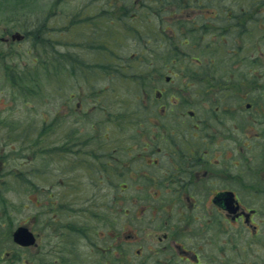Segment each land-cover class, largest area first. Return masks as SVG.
Segmentation results:
<instances>
[{"label": "flooded vegetation", "instance_id": "1", "mask_svg": "<svg viewBox=\"0 0 264 264\" xmlns=\"http://www.w3.org/2000/svg\"><path fill=\"white\" fill-rule=\"evenodd\" d=\"M198 1L181 6L178 12L143 13L152 18L143 23L161 26L162 35L173 27L187 36L189 41L181 44L185 50L208 53L209 59L183 60L184 65L192 64L194 72L204 66L212 70L202 76H180L177 107L147 103L141 109L108 113L105 120L112 127L111 139L99 140L100 135L65 128L62 146L53 147L49 154L64 160L63 175L96 180L99 188L114 196L115 203L119 196L130 197L132 209L125 210L121 229L117 231L115 219L104 234L115 239L111 249L119 246V239H125L120 242L127 249L146 239H159L167 241L161 249L163 264H180L172 262L175 255L181 263L264 264V72L260 71L264 0ZM67 25H71L70 18ZM132 31L139 32L134 25ZM14 32L1 40L16 42ZM194 33L200 34V40ZM219 66L226 69V75L216 72ZM198 81L218 94L211 107L189 106L202 94L194 95ZM162 94L156 92L157 99ZM68 96L63 104L67 121L69 115L74 116L73 94ZM75 105L80 113L82 103ZM32 133L35 143L36 125ZM31 147L37 157L38 145ZM1 221L0 239L14 242V233L22 225L7 235ZM31 231L35 236L31 247L40 255L42 239Z\"/></svg>", "mask_w": 264, "mask_h": 264}, {"label": "rangeland", "instance_id": "2", "mask_svg": "<svg viewBox=\"0 0 264 264\" xmlns=\"http://www.w3.org/2000/svg\"><path fill=\"white\" fill-rule=\"evenodd\" d=\"M93 1L67 0L60 5V8H57L65 14L68 11L75 12L80 6L82 9L83 6L88 5V12H93L92 15L98 17L102 10L99 11L100 5L95 2L96 0L91 4ZM54 2L55 0H0V55H7L8 61L5 64L0 62V158L3 160L0 159V219L3 221L1 229L7 231L8 235L17 226L26 225L35 231L39 239H42L41 244L44 248V252L37 255L31 246L20 248L13 242V239H0V264H65L63 262L66 258L63 257L66 256L72 260L71 264H117L113 260L121 257L118 253L123 242L120 241L125 239H119L122 245L110 253L109 247L115 239L104 234L109 230L111 223L114 225L115 219L118 220L117 231L121 229V223H125V210L132 209L130 197L119 196L115 203L114 196L107 195L105 188H99L96 180L70 179L69 175H63L64 160L59 157L58 159L52 158L50 154L47 156L46 151L49 152L53 147L56 149L62 146L66 134L65 128L69 130L74 127L77 133L80 128L79 131L86 133L87 136L100 135L99 140L105 137L111 139L112 127L105 119L108 113L112 115L121 108L141 109L146 107L147 103L152 107L161 105L169 108L177 107L175 97L179 78L181 75L193 73H190L192 68L189 67L192 64L184 65L183 60L191 61L197 56L202 60L209 59V57L205 51H188L181 47L188 37L178 34L177 30L172 27V32L167 31L169 35L163 38L166 39V44L162 48L148 47L146 55L140 57L146 66H140L133 60L135 59L133 55H140L141 52L139 49L141 47L138 46L134 37L127 39L128 41L123 45L116 46L115 50L120 56L117 59H121L118 64L121 65L129 59L133 67L127 69V74H137L139 77H144L142 80L132 81V78L119 80L115 76L102 73V76H98L95 80L91 79L88 84L85 80L80 81L70 75L62 92L50 93L51 89L48 90L47 85V88H44L45 92L38 95V99L34 101L30 99L27 103L20 92L11 89L10 81L5 74V66L6 63L7 66L17 65L16 69L20 71L24 66L32 65L36 60V50L28 39L4 42L1 38L9 37L13 31L20 30L15 29L18 19L25 18V23L33 26L47 15H51L56 10L53 6ZM172 3L169 7L176 6L174 2ZM101 7L103 8L102 4ZM171 11L177 10L172 9ZM88 12L86 15L91 14ZM62 14L56 17L58 23L61 22L62 18L59 17H62ZM104 20L106 21V18ZM97 24L100 26V21ZM129 24L145 32L141 39L145 42L147 30H142L139 23L129 22ZM13 26L14 29L11 28ZM114 27L116 28L117 25ZM113 29L110 27L106 35H111ZM119 33L122 31L119 30ZM261 42L264 45L263 38ZM181 60L182 63H180ZM150 63L154 66L153 75L151 74L152 78H147V73L145 76L142 74L148 72L149 69L145 67ZM115 66L118 67L117 64ZM198 69L201 71L192 75L202 76L212 70L205 66L198 67ZM108 70L110 74H118L114 66L108 67ZM260 71L264 72V64ZM62 72L55 70L52 76H60ZM216 72L219 75L227 73L226 69L221 66L216 68ZM50 76L51 73L48 70L46 75L42 74L41 80L47 83ZM166 77H170L171 80L167 81ZM49 81H52V78ZM81 85L84 89L80 87ZM208 87L207 83L196 82L194 95L202 94L201 96L199 94L195 103L189 106L211 107V102L218 99V94ZM102 91L108 94H101V97L89 94ZM156 91L163 93L161 98L157 99ZM80 92L84 93L80 94ZM69 93L73 94L70 102H72L74 116L69 115L70 120L67 121L68 114L64 115L66 108L64 109L63 104L69 97ZM78 101L82 103L80 113L78 106H74ZM84 114H86L85 120L81 119ZM157 115L159 113L154 116ZM27 121L28 123L32 121L33 126H37L38 134L43 130L44 125L55 123L52 127L55 132L48 133V135L45 132L46 137L38 138V143L37 140L35 141L34 148L38 145L37 157H34L30 144H26L29 148L22 147L21 144V133ZM11 128L15 130L12 133ZM154 128L155 126L152 129ZM15 132L18 137L12 136ZM2 188L5 190L3 191ZM72 226H80L87 230L86 238L73 231ZM166 242L162 243L159 239H146L128 249L123 246L128 255L127 258L122 259L124 262L120 264H163L164 255L161 249ZM138 249L141 250L139 254H137ZM81 260L83 262H79ZM176 261L180 264H191L190 261L181 263L175 255L172 262Z\"/></svg>", "mask_w": 264, "mask_h": 264}, {"label": "trees", "instance_id": "3", "mask_svg": "<svg viewBox=\"0 0 264 264\" xmlns=\"http://www.w3.org/2000/svg\"><path fill=\"white\" fill-rule=\"evenodd\" d=\"M66 1L67 0H55L53 6L56 10L53 11L51 15H47L42 21L36 22L33 26L25 23V18L16 21L15 29H20L19 31H22L25 34L26 39L32 42L31 46L36 50V60L32 65L24 66L20 71L19 69H16L17 65L7 66L6 63L7 67L5 66V74L10 81L11 89L20 92L22 98L26 99L27 103H29L30 99H32V101L38 99V95L41 92H45L44 88H47V85L48 90L51 89L50 93H55L57 91L62 92L65 88L66 80H68V77H71L70 75H73V78L80 81L85 80L88 84L91 79L95 80L98 76H102V73L107 76H115L119 80H127L131 78L132 81L142 80L144 77H139L137 74H127V69L133 67L132 62H129V59L121 65L118 64V61L121 59H117L120 58V56L115 50L117 48L116 46L123 45L124 42L128 41L127 39L134 37L138 46L141 47L139 48L141 52L140 55L134 54L133 58L135 59L133 60L138 62V65L144 66L145 62H142L140 57L146 55L148 47L154 46L155 48H162V46L166 44L162 40L169 34L167 32L166 35H162L161 26L157 27L155 25L144 24L143 22L146 23L152 18H149L143 13L158 12L162 10L172 12V9L180 10L181 6L190 4L196 5L199 2L198 0H94L100 5L99 11L102 10L97 17L92 15L94 14L93 12H90L91 14L88 12V5L83 6L82 9L81 6L78 7L75 12L71 13V11H68L67 13L62 14V11H59L57 7L60 8V5H63ZM94 1L91 2V4H93ZM101 1H103V3H101ZM172 2L175 3V7H169L170 4H173ZM201 2L206 4L205 0ZM101 4L103 5V8L101 7ZM86 12L90 15H86ZM70 13L71 15H69ZM60 14H62V17L59 18L62 19L61 22L58 23L56 17L61 16ZM68 18H70L71 21L70 26L67 25ZM104 18H106V21ZM53 20L55 21L53 22ZM98 21H100V26L97 24ZM129 22L139 23L142 26V30H147V40L145 42H142L141 40L143 39L142 36L145 35V32H142L140 29L139 32L132 31L133 24L130 25ZM17 23L20 24L17 25ZM83 23L87 24V28ZM114 25H117V27L115 28ZM110 27L114 28L113 33L111 35H106ZM11 28L14 29V26ZM118 29L121 30L122 33H119ZM192 37L194 40L193 35ZM152 39H161L162 42L152 43ZM196 39L200 40V34L196 35ZM186 41H189V38L183 42ZM72 51L76 53H73ZM0 60L3 64L8 62L7 55L1 54ZM116 64L118 67L115 66ZM152 65L153 64L150 63L145 67V69L149 70L142 74V76H145L147 73V78H152L154 68ZM110 66L117 68L118 74H110L108 70V67ZM48 70H50L51 76L46 83L41 80V77L42 74L46 75ZM55 70L63 71L61 73L63 76H61V74L60 76H52ZM191 72H193L192 74L196 73L193 70H190V73ZM51 78L52 81H49ZM102 93L104 92L102 91ZM25 124L26 127L20 137L22 147H25L26 144H30V146L34 144L32 133L33 122L30 121V123H28L27 121ZM42 128L43 130L38 134V138L40 139L46 137L48 133L55 132L52 130V123H48ZM13 130L14 129H12L11 133ZM45 132L47 135H45ZM12 136L16 137V132L14 135L12 134ZM12 136L10 137L12 138ZM46 152L47 156H49V152ZM79 227L80 226H72V230L86 238L87 230L84 231L82 227ZM119 245L122 244L119 243ZM123 246L125 245L123 244ZM123 246L119 247L118 254L121 257L114 258L113 260L117 264L124 262L122 259L125 257L127 258L128 252H126V249L124 250ZM109 249L111 251L110 253H113L114 249H111V246ZM63 258H66L63 263H72L69 256ZM79 262H83V260Z\"/></svg>", "mask_w": 264, "mask_h": 264}, {"label": "water", "instance_id": "4", "mask_svg": "<svg viewBox=\"0 0 264 264\" xmlns=\"http://www.w3.org/2000/svg\"><path fill=\"white\" fill-rule=\"evenodd\" d=\"M24 36L21 33H15L13 39L21 40ZM14 241L22 246H31L35 243L34 233L29 229L28 226H20L14 233Z\"/></svg>", "mask_w": 264, "mask_h": 264}]
</instances>
